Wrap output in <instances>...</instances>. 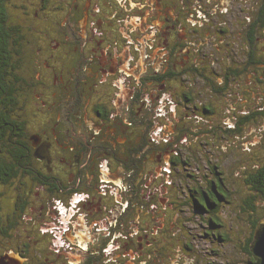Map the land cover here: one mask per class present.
<instances>
[{
    "label": "flooded vegetation",
    "instance_id": "1",
    "mask_svg": "<svg viewBox=\"0 0 264 264\" xmlns=\"http://www.w3.org/2000/svg\"><path fill=\"white\" fill-rule=\"evenodd\" d=\"M0 1L20 38L0 84L10 112L0 125L9 166L0 174V264L249 259L252 229L229 262L218 212L227 191L220 173L209 178L206 151L209 99L229 74L217 72L223 46L211 45L224 41L223 0L210 9L211 0ZM209 16L217 32L208 39ZM193 43L209 65L176 62ZM202 165L195 182L186 172Z\"/></svg>",
    "mask_w": 264,
    "mask_h": 264
},
{
    "label": "rangeland",
    "instance_id": "2",
    "mask_svg": "<svg viewBox=\"0 0 264 264\" xmlns=\"http://www.w3.org/2000/svg\"><path fill=\"white\" fill-rule=\"evenodd\" d=\"M211 1L207 5L208 9L212 8L210 4L215 5L216 3V0ZM263 3L264 0H223V4L228 6V12L225 11V16L217 19L224 20L222 27L224 41L221 44V42H214L215 39H213L211 43L212 46H223L221 50L223 62L220 63L223 66L217 72H220L222 68L223 73L237 71L235 74L231 72L228 74L232 78L224 81L222 84L224 90L221 94L215 96L212 94L209 99L213 113L209 115L212 127L211 133L207 134L208 145L206 146V151L211 158L208 166L211 169L217 168L216 171L220 173L219 177L222 178L227 191L225 202L222 203L221 208H218V212L222 214L224 225L228 224L229 228L231 240L226 247V252L230 263L241 258L237 238L243 232H245V237L248 236L252 229L251 220H264V201L254 190L252 183L254 174L264 169V27L256 23ZM197 19L201 21L203 17ZM189 20L192 22L190 18ZM136 21L133 19L131 21L134 27L138 26ZM171 23L176 24L173 21ZM203 27L207 29V38L217 32L215 20L211 16L206 18ZM200 29L198 28V30ZM250 30L253 31L251 37L256 39L254 48H251L250 43L247 42V38L251 39L248 35ZM200 34L201 32H198L195 37L202 42L204 34L201 38L198 37ZM196 39L194 41H197ZM204 46L202 47L205 48ZM189 47L190 51H182L177 56H173L176 58V62L183 64L185 57L195 65H209L212 62L206 64L200 53V47L196 43ZM207 50L209 48L205 49V53ZM252 51L255 58L258 59L255 60V63L249 61L250 58H248V54ZM205 55L210 56L209 54ZM206 73L210 80H214L215 84L218 83L217 74L208 71ZM246 116L250 117L247 120L245 118L244 123L240 126V132L226 133L227 126L228 129L237 131V123ZM204 168V165L199 166V171L197 169L194 172L189 168L190 171L186 173L192 174L195 177V182L202 181L201 175L204 173ZM212 172L213 175H209L210 179L216 177L215 171ZM190 185L192 184L190 183ZM249 199L253 200L255 210L253 212L247 209L245 212L241 211L239 207L242 205V200ZM187 208L185 209L189 210ZM207 248L208 245L206 250ZM138 261L140 260L137 259L135 264H139Z\"/></svg>",
    "mask_w": 264,
    "mask_h": 264
},
{
    "label": "trees",
    "instance_id": "3",
    "mask_svg": "<svg viewBox=\"0 0 264 264\" xmlns=\"http://www.w3.org/2000/svg\"><path fill=\"white\" fill-rule=\"evenodd\" d=\"M3 2L4 1H0V6H3L2 5ZM256 20H257L256 21L257 25L260 24L262 27H264V3L261 7L260 12L258 13ZM249 34L252 35L253 31L250 30ZM19 43H20V38L16 37L15 27L9 21H7V15L0 14V84L3 82L2 80L6 78L5 72L7 71V69L11 67L10 65H16L15 64L17 62L16 53L18 52L17 50H18ZM248 58H250L249 61H251L252 63H255V60H258L255 58V54L253 51L250 54H248ZM230 72L231 71H229V73ZM234 73H237V72L234 71ZM230 78L232 77L228 75L227 79H230ZM222 90H224V88H222ZM1 91L2 89H0V96H1ZM4 92L7 93L8 91L5 89ZM10 98L11 96L9 95L8 100ZM7 103L9 102H2V104L0 103V125L6 124V122L10 121V117H9L10 112L6 106ZM234 113H236V111H234ZM248 117L250 116L244 117L242 120H240L237 123V128H238L237 131L228 129V126H227L226 133L240 132L241 130L240 126L244 123L245 118L247 120ZM3 143H7V141L4 140ZM8 167L9 166L7 165V163L3 162V160H0V174L7 172ZM216 169L217 168L214 167V171H216ZM252 179H253L252 183L254 184V190L258 192V194L262 197L264 201V169L260 170L258 173H255ZM214 194L216 196L218 195L215 192V188H214ZM241 204L242 205L239 207V209L243 212H245L246 209L250 210L251 212L255 210L253 200H250V199L247 201L242 200ZM258 221L259 219H253L250 222L251 228H252V234H251V237L247 241L246 249H245L247 255H249L250 258L247 259L245 262L252 261L251 254L249 251V243L252 240L253 231ZM128 264H132V263L129 262Z\"/></svg>",
    "mask_w": 264,
    "mask_h": 264
},
{
    "label": "water",
    "instance_id": "4",
    "mask_svg": "<svg viewBox=\"0 0 264 264\" xmlns=\"http://www.w3.org/2000/svg\"><path fill=\"white\" fill-rule=\"evenodd\" d=\"M252 261L238 264H264V220H259L254 228L252 240L249 243ZM18 264V263H11Z\"/></svg>",
    "mask_w": 264,
    "mask_h": 264
},
{
    "label": "bare ground",
    "instance_id": "5",
    "mask_svg": "<svg viewBox=\"0 0 264 264\" xmlns=\"http://www.w3.org/2000/svg\"><path fill=\"white\" fill-rule=\"evenodd\" d=\"M149 17V16H148ZM155 60V59H154Z\"/></svg>",
    "mask_w": 264,
    "mask_h": 264
}]
</instances>
